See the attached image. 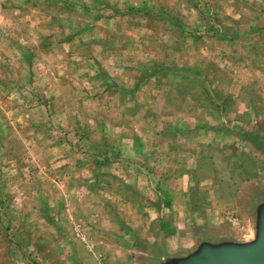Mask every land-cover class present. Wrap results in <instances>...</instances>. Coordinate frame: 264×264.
Returning <instances> with one entry per match:
<instances>
[{
	"label": "rangeland",
	"instance_id": "rangeland-1",
	"mask_svg": "<svg viewBox=\"0 0 264 264\" xmlns=\"http://www.w3.org/2000/svg\"><path fill=\"white\" fill-rule=\"evenodd\" d=\"M263 203L264 0H0V264H167Z\"/></svg>",
	"mask_w": 264,
	"mask_h": 264
},
{
	"label": "water",
	"instance_id": "water-1",
	"mask_svg": "<svg viewBox=\"0 0 264 264\" xmlns=\"http://www.w3.org/2000/svg\"><path fill=\"white\" fill-rule=\"evenodd\" d=\"M167 264H264V203L257 209V234L250 242H203L183 258Z\"/></svg>",
	"mask_w": 264,
	"mask_h": 264
}]
</instances>
